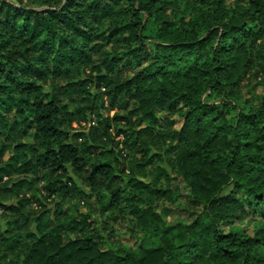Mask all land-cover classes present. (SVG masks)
I'll use <instances>...</instances> for the list:
<instances>
[{
    "label": "trees",
    "instance_id": "trees-1",
    "mask_svg": "<svg viewBox=\"0 0 264 264\" xmlns=\"http://www.w3.org/2000/svg\"><path fill=\"white\" fill-rule=\"evenodd\" d=\"M263 208L264 0H0V264H264V225L222 229ZM125 209L157 245L103 247Z\"/></svg>",
    "mask_w": 264,
    "mask_h": 264
},
{
    "label": "rangeland",
    "instance_id": "rangeland-1",
    "mask_svg": "<svg viewBox=\"0 0 264 264\" xmlns=\"http://www.w3.org/2000/svg\"><path fill=\"white\" fill-rule=\"evenodd\" d=\"M236 2L237 0H228V4L230 5H234ZM238 94L243 106L249 107L252 104H258L260 102V99L263 96V90L261 87H258L257 80H248L246 78L238 88ZM72 109L74 108L72 107ZM116 113V111L110 112V117L113 118ZM121 114H123V112H121ZM175 119L177 122L176 128L180 129L182 127L183 120L178 116H176ZM74 128L80 133H89L90 131L88 130L90 127H83L82 124L81 127L75 124ZM122 141L123 137L115 139L116 143ZM11 155L12 154H9L8 157ZM159 173L160 172L154 173L152 179L158 180L160 188L167 189L169 187H185L181 179L177 178L173 174L168 173V175L158 177ZM146 182H149V180H146ZM179 195L180 194H176V197H173L170 201L161 200L158 204V211L164 216L170 226L177 224L188 225L194 220L192 213H196V211L191 209L186 200L179 197ZM55 206L56 201L54 200L51 203L50 208L52 207L53 210H56ZM89 207L90 206L87 205V202L85 205H78L76 202L67 203L63 206L65 210L69 209L70 216L77 220L81 215H87L89 213ZM254 214L247 212L242 218H235L222 225V229L226 233L233 230H239L243 235L253 237L256 230L264 225V208L263 210H257ZM111 216L112 213H108L106 217ZM115 217L116 221H111L107 231H103L102 227L99 228L101 229L100 233L103 239L102 242L104 248H113L115 251L122 254L126 251H138L140 248H150L159 243L158 237L145 233L141 227L136 225V221L133 216H131L129 209H125L123 213L115 214ZM95 218L100 220L98 215H96Z\"/></svg>",
    "mask_w": 264,
    "mask_h": 264
},
{
    "label": "built area",
    "instance_id": "built-area-1",
    "mask_svg": "<svg viewBox=\"0 0 264 264\" xmlns=\"http://www.w3.org/2000/svg\"><path fill=\"white\" fill-rule=\"evenodd\" d=\"M96 125V121L95 120H92L90 123L86 124V123H82V126L83 127H93Z\"/></svg>",
    "mask_w": 264,
    "mask_h": 264
}]
</instances>
